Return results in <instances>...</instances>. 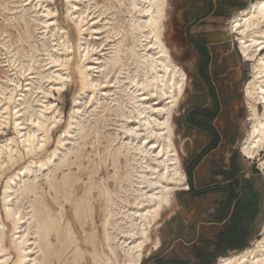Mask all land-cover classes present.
I'll use <instances>...</instances> for the list:
<instances>
[{
	"label": "bare ground",
	"instance_id": "bare-ground-1",
	"mask_svg": "<svg viewBox=\"0 0 264 264\" xmlns=\"http://www.w3.org/2000/svg\"><path fill=\"white\" fill-rule=\"evenodd\" d=\"M53 1L4 0V4L14 3L13 14H19L24 23L15 42L26 44L29 55L26 64L14 67L27 83L22 87L17 76H7L0 86V130L12 123L16 135L0 144V181L5 178L0 264H140L157 243L153 234L162 214L171 209L175 192L189 188L170 122L186 74L165 42L168 0H65L71 34L58 25L57 10L44 5ZM111 10L124 15L123 23L115 20V14L107 20ZM12 19L17 21V17ZM230 24L241 57L252 63V78L244 88L250 127L240 153L254 159L264 151V1L234 16ZM102 34L106 48L99 51L83 38L93 40ZM0 45L10 55L7 62L14 66L18 58L10 50L11 40ZM96 52L101 54L94 58ZM36 54L43 58L37 59ZM69 82L78 89V96L91 95L88 101L74 98L64 138L61 134L55 148L49 150L52 127L60 118L57 120L59 112L47 97L53 91L60 94ZM152 98L157 103L147 104ZM99 108L117 119L99 155L100 163L111 160L113 173L96 182L97 171L91 169L82 195L75 196L78 176L63 174L58 181L49 176L65 167L79 168L80 155L69 162L72 152L68 149L59 157V147L65 149L66 141L75 145L73 138L87 137L85 123L97 116ZM93 131L92 147L99 144L98 132ZM258 162L264 170V159ZM43 177L49 180L51 200L59 208L56 215L39 193L37 182ZM94 193L102 204L100 235L93 221ZM63 203L71 207L73 221L64 219ZM76 230L83 237V246ZM217 264H264V226L261 237L250 247L219 258Z\"/></svg>",
	"mask_w": 264,
	"mask_h": 264
},
{
	"label": "rangeland",
	"instance_id": "rangeland-1",
	"mask_svg": "<svg viewBox=\"0 0 264 264\" xmlns=\"http://www.w3.org/2000/svg\"><path fill=\"white\" fill-rule=\"evenodd\" d=\"M12 1L13 0H11V2ZM96 1L98 3H103L104 0ZM44 5H47L50 9L57 10L58 16L55 18L58 25L69 31V34L73 33L71 29L72 27H68L72 24L65 20V0H54L52 3H44ZM14 7V3L4 4V0H0V43H7V40L10 39L12 43L10 50H12L13 53H17L16 58H18L16 64L12 66L10 63L11 61L7 62L10 55H7L4 48L0 45V86L5 85V77L8 76L9 78H14L17 76L23 87L27 82L25 81V78L19 75L16 71L17 69L14 67L18 63L26 64L29 53L27 52L28 49L26 44L15 42L17 31H22V29H24V23L18 18L19 14H13L16 11ZM7 8L12 9L13 11H7ZM232 9L233 7L227 9L224 18H207L203 21L195 22L197 18L202 17L206 12L205 0H168V17L165 22V42L173 60L186 74V85L181 100L170 117V122L172 123L174 131L173 142L180 166L185 173V167L189 164L191 158L200 154L209 140L206 134L200 129L195 126L187 125V116L197 108H209L214 101L213 96H215L219 103V113L217 119L212 122V125L218 130L221 142L218 148L208 153L204 160L193 170L195 187L198 190L214 188L212 183L218 182L221 179L217 175L220 167L228 165L231 156L236 152L238 154L237 164L240 170L248 173L247 180H252L255 183L256 188L260 191L262 196L261 200L264 204V170L259 166L258 162L259 160L264 159V151L260 152V154L254 159H249L240 153V145L250 127V121H248L249 109L244 94V88L252 78V63L244 61L238 51L239 49H237L238 43L235 34L231 32L230 24V20L233 16ZM219 10H223V8L220 7ZM109 12L111 14H106L107 20L111 19V16L115 14V20L119 23H123V14L116 13V10H111ZM29 15L32 16V14ZM13 17H17V21H13ZM26 19H28V16ZM41 31L42 30H39L38 32ZM35 35L36 34L34 33V36ZM103 36V34L95 35L91 39L95 37L98 38L93 40H89V36H83V38H86L92 45H94V47H97V51H99L106 48H104V44L102 43ZM38 37L39 35L33 40H38ZM193 42H197L207 47L210 52L211 62L208 66V83L202 81L198 75L197 67L199 53L194 48ZM104 52L105 51H102V53ZM99 54L101 53L96 52L93 57H99ZM36 58L40 59L43 58V56L41 57L36 54ZM31 63L32 62H30V64ZM12 69L14 71H12ZM15 72H17V74L13 75ZM28 73L30 72H27L26 74ZM93 76H95V74H93ZM77 90L76 86L69 82L67 87L61 91L60 94L53 91V96L47 97L49 98L47 100L53 103L59 112L57 120L60 118V121L55 125L56 128L55 126L52 127L51 140L48 146L49 150L54 149L59 136L61 134L60 137L63 136L65 124L69 119L73 105H75L73 101L75 99L78 101H88L87 97H90L91 95L87 92L78 96ZM16 94H19V92ZM153 99L154 98L149 99L147 104L155 105L157 100ZM160 105L162 104L160 103ZM257 108L258 112L261 113L263 110L262 106L258 105ZM101 110L102 109L99 108L97 110V116L88 118L89 121L85 123V131L89 133L87 137L83 140H74L73 138V143L75 142L77 145L70 144L72 141H66L65 149L59 147V157H62L67 153L68 149L72 152L68 157L69 162L77 161L75 155H80L81 159L78 161V163H80L79 168L76 165L71 166L70 170L65 167L62 171L59 170L56 173L53 172L49 176V180L56 179L57 181L62 178L63 174L78 176L79 180L74 184L75 190L73 192L75 196L82 195L84 184L88 180L87 176L91 169L97 171L94 175V181L96 182L106 179L108 175H112L113 173L111 160L107 161L106 164L100 163L99 155L102 156L103 145H105L106 139L108 138L107 135L114 132L113 130L116 128L115 121L117 119L113 115L109 116V113L107 112H101ZM86 118L87 117H85V120H87ZM191 119L197 120L198 114L193 112ZM1 129L0 144H3L5 139L16 137L12 123L7 127H1ZM93 130L98 132L97 139L99 144L95 143L92 147V144L96 139ZM25 159L26 157L22 163ZM57 162L55 161V163ZM253 168L257 171V174L251 176L250 171ZM17 169L18 167L16 170ZM16 170L14 171L16 172ZM7 172V175H4L6 177L10 175ZM46 173L47 171L43 174ZM49 180H46L45 177L40 178L37 182V186L39 187V193L43 195L46 203L53 207V215H56V213L59 212V208L54 205L51 200L53 192L48 189L46 182ZM4 181L5 178L2 177L0 181V205L2 190L5 183ZM187 192L188 189L175 192L171 209L162 214V218L153 234L155 237V243L157 241V245L155 244L153 247L154 249L152 248L144 255L140 264H154V260L151 259L154 255L157 258L163 259L188 260L190 259V256L188 255L190 243H187L186 241L191 240L195 233L199 234L203 232L204 237L209 239L213 238V232L216 231V227L212 229V226H208V223L211 218L215 216L216 208L224 197V194L218 190H214L195 197ZM63 206L62 213L64 214V219L73 221L71 207L69 204L64 203ZM92 207L93 221L95 222L98 235H100V223L102 219L100 208L102 207V204L97 198L96 193H94ZM0 209L2 211V207ZM263 226L264 213L252 234L253 238H251L245 248L250 247L256 239L261 237ZM202 229L205 231H202ZM76 235L83 246V237L81 233L76 230ZM86 259L88 260V257H86ZM217 261L218 260H216L215 264Z\"/></svg>",
	"mask_w": 264,
	"mask_h": 264
},
{
	"label": "trees",
	"instance_id": "trees-1",
	"mask_svg": "<svg viewBox=\"0 0 264 264\" xmlns=\"http://www.w3.org/2000/svg\"><path fill=\"white\" fill-rule=\"evenodd\" d=\"M217 4L212 0H205V14L197 18L195 22L203 21L212 16L219 15ZM194 48L199 53L198 75L201 80L208 83V66L211 62V55L207 47L193 42ZM213 103L209 108H197L188 114L187 125L195 126L208 137V142L200 154L191 158L185 167L187 176L188 194L200 196L206 192L218 190L224 197L216 208L215 216L209 223L221 224L226 220L223 231L216 232L212 239L204 237L200 233L196 241L190 244L188 255L190 259H163L157 258L156 264H215L220 257H225L228 251H241L246 247V236L253 230L254 226L260 222L262 216L261 194L255 183L251 180L243 179L240 175V168L237 164L238 154L231 156L228 165L220 167L217 175L221 178L218 182H213L214 188L198 190L194 184L193 170L204 160L206 155L216 150L221 142V137L212 122L217 119L219 113V103L213 96ZM193 112L198 114L197 120H192ZM218 227V226H216ZM193 238V237H192ZM191 240L186 241L191 243Z\"/></svg>",
	"mask_w": 264,
	"mask_h": 264
},
{
	"label": "crops",
	"instance_id": "crops-1",
	"mask_svg": "<svg viewBox=\"0 0 264 264\" xmlns=\"http://www.w3.org/2000/svg\"><path fill=\"white\" fill-rule=\"evenodd\" d=\"M212 1L217 4L216 5L217 8L220 9V7H222L223 10H219L220 11L219 12V15L218 16H212V17H210V19H212V18L213 19H216V18H224L226 16L227 9H229L231 7H233V9H232L233 10V16H232V18H233L237 14H240L241 12H243L245 9L250 8V6L252 4L257 3V2H260V1H264V0H212ZM237 49H238V44H237ZM250 173H251V176H254V175L257 174V171L254 170V168H253V169H251ZM240 175L243 177V179H246V180L248 179V173H245L242 170H240ZM261 198H262V196H261ZM260 210H261V213L263 214L264 213V204H263V202L261 203ZM226 220L223 221L219 225H215L213 223H208V226H212V229L214 227L218 226V227H216V231L213 232V234L216 233V232L223 231L224 224L226 223ZM256 226H257V224L254 226L253 230L250 231L249 235L246 236V238H247V240H246V246L249 243V241L251 240V238H253L252 237V234L254 233V231L256 229ZM202 231H205V230L202 229ZM201 233L203 234V232H201ZM199 234L198 233H195L194 234L193 238H191L192 241H191L190 244H192V243H194L196 241V239H197V237H198ZM232 252H235L236 253V252H238V250L228 251L227 254H230V253L232 254ZM151 259H153L154 260V264H156L157 257L154 255V256H152ZM218 260H219V258H218Z\"/></svg>",
	"mask_w": 264,
	"mask_h": 264
}]
</instances>
